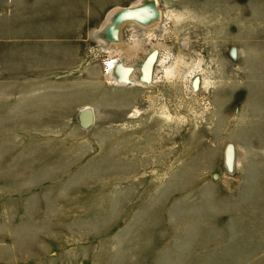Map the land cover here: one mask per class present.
Returning <instances> with one entry per match:
<instances>
[{"label": "rangeland", "instance_id": "obj_1", "mask_svg": "<svg viewBox=\"0 0 264 264\" xmlns=\"http://www.w3.org/2000/svg\"><path fill=\"white\" fill-rule=\"evenodd\" d=\"M0 264H264V0H0Z\"/></svg>", "mask_w": 264, "mask_h": 264}, {"label": "water", "instance_id": "obj_2", "mask_svg": "<svg viewBox=\"0 0 264 264\" xmlns=\"http://www.w3.org/2000/svg\"><path fill=\"white\" fill-rule=\"evenodd\" d=\"M156 60V53H151L145 60L142 66V77L145 81L151 80L153 74V67ZM81 123L83 126L90 125L93 120V112L90 107H85L81 110L80 115Z\"/></svg>", "mask_w": 264, "mask_h": 264}, {"label": "bare ground", "instance_id": "obj_3", "mask_svg": "<svg viewBox=\"0 0 264 264\" xmlns=\"http://www.w3.org/2000/svg\"><path fill=\"white\" fill-rule=\"evenodd\" d=\"M122 65V64H121Z\"/></svg>", "mask_w": 264, "mask_h": 264}]
</instances>
